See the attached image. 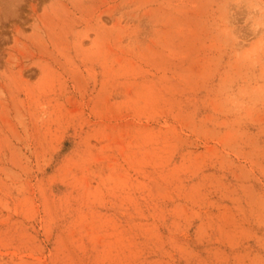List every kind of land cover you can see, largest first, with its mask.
I'll list each match as a JSON object with an SVG mask.
<instances>
[{
    "label": "rangeland",
    "instance_id": "374dc122",
    "mask_svg": "<svg viewBox=\"0 0 264 264\" xmlns=\"http://www.w3.org/2000/svg\"><path fill=\"white\" fill-rule=\"evenodd\" d=\"M0 264H264V0H0Z\"/></svg>",
    "mask_w": 264,
    "mask_h": 264
}]
</instances>
